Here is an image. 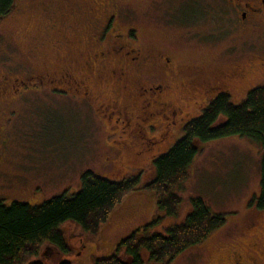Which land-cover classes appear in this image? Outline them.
<instances>
[{"label": "flooded vegetation", "instance_id": "obj_1", "mask_svg": "<svg viewBox=\"0 0 264 264\" xmlns=\"http://www.w3.org/2000/svg\"><path fill=\"white\" fill-rule=\"evenodd\" d=\"M167 1L52 0L44 6L46 10L32 4L34 13L45 22L46 36L33 42L32 67L22 66L19 75L9 67L0 69V151L8 146L5 124L21 118L19 100L33 101L29 92L44 96L41 99L44 101H50L46 96H65L89 105L96 120L105 127L104 146L108 154L102 164L111 172L122 171L121 175L130 169L122 178L141 175L145 182L147 170L151 166L155 168V158L173 146L184 135L185 124L202 113L216 97L225 94L238 103L249 90L264 85L256 84L241 100H235L232 91L239 89L250 74L264 73V56L238 49V42L223 45L225 41L217 39L226 32L241 35L258 29L264 24V0H210L214 2V10L215 6L220 7L215 15L225 28L223 33L214 34L213 39L189 28L194 26L195 16L200 13L196 8L200 0H182L177 6L167 5ZM156 10L162 14L155 13ZM208 11L212 10L208 8ZM70 15L84 20L90 38L89 45L80 46L77 57L71 56V51L77 48L71 44L74 30L53 38L48 27L50 23L56 26L59 17L66 20ZM141 15L170 32L167 43L145 45L136 23ZM179 25L187 27H175ZM49 36L52 37L48 39ZM186 45L198 51L189 61L176 53ZM43 47L42 54L38 51ZM48 52H52L49 57ZM5 157L0 155V159ZM23 176L22 172L15 173L17 179L23 180ZM2 179L1 185H15L11 178ZM143 194L149 198L154 195L149 191ZM248 210H252L251 214L261 211L252 206ZM258 222L256 215L248 216L249 227L242 235L257 229ZM66 233L69 251L64 253L73 258L79 255L74 261L87 259L86 254L92 255V248L97 246L82 243V236L71 229ZM255 237L264 244V239ZM77 239L80 242L74 245L73 240ZM259 241L253 247L257 253L248 255L235 241L227 252L225 264H264V246L260 248ZM44 257L48 263L59 260L54 253H46Z\"/></svg>", "mask_w": 264, "mask_h": 264}, {"label": "rangeland", "instance_id": "obj_2", "mask_svg": "<svg viewBox=\"0 0 264 264\" xmlns=\"http://www.w3.org/2000/svg\"><path fill=\"white\" fill-rule=\"evenodd\" d=\"M213 1L200 0V6L196 7L200 13L195 16L194 26L189 27L198 30L199 35L212 36L209 39H213L214 34L223 33L225 29L218 20L220 17L215 15L216 12H220V7L215 6L214 10ZM51 2L52 0H15L14 8L0 18V69L9 67L15 75H19L22 66L32 67L33 42L35 39H44L46 36L44 28L47 30L43 19L34 13L32 4L41 5L42 9L46 10L44 6ZM183 2L169 0L166 4L177 6ZM26 7L27 10L24 11ZM180 8L182 9L183 5ZM208 8L212 11L209 12ZM154 12L162 14L161 11ZM136 23L141 28L146 46L168 42L171 34L164 26L144 19L142 15ZM48 27L53 38L63 37L68 30H74L75 33L71 34L73 41L71 44L77 48L71 51L72 57L78 56L80 46L83 48L90 44L84 20L74 15L66 17V20L59 17L56 26L50 23ZM175 27L186 28L187 25ZM222 35L224 37L217 39L224 40L223 45L238 42V49L246 50L248 54L264 56V24L258 29L242 32L241 35L236 32H226ZM16 45H20V48ZM216 45L222 47L221 44ZM212 49L218 51L217 48ZM20 50H23V53ZM38 52L43 54L44 47ZM176 53L186 61L198 55V51L190 45L180 47ZM50 54L52 52H48L47 57ZM256 84H264L262 71L250 74L239 89L232 91L233 97L237 101L241 100L247 90ZM28 95L33 101H18V106L22 109L21 118L5 124L8 146L0 151L1 157L6 156L0 159L2 163L0 182L3 181L2 178H11L15 185L0 183V198L38 204L64 193L67 189L70 191L80 187L81 175L87 169L91 168L114 179H120L129 173L130 169L125 170L123 175L122 171L111 172L102 164L108 154L104 146L106 129L99 120H96L89 105L65 96H46L50 101H44L41 100L44 97L42 95L32 92ZM201 147L191 164L190 175L178 189L182 198L179 216H165L163 222L168 225L184 218L191 206V198L200 196L212 210L226 214V223L202 244L184 251L168 264H225L227 252L235 245V241L240 243L241 251L248 255L257 253L253 251V247L259 241L255 235L259 236V239H264V210L252 214V210H248L250 199L258 196L261 190V160L264 152L261 144L249 137L229 135L201 142ZM17 171L24 174L23 180L15 177ZM133 171L135 170L131 169V172ZM153 176L154 170L151 166L145 178L150 179ZM147 190H138V193L131 197L129 196L132 192L129 193L123 203L115 207L108 222L102 224L95 234L84 232L87 235L85 237L80 232L81 227L74 222L65 223L64 229L67 232L70 229L77 232L79 237L82 236V243L97 246L92 248L91 259H94L113 249L119 237L127 236L139 225L149 222L153 216L159 214L155 210L154 201L144 194H139ZM250 215L258 217L259 227L251 231L252 233L242 235L247 231L246 227H249L247 224ZM131 228L133 229L130 231ZM159 229L161 227L157 228ZM78 242L80 239L73 240L74 245H78ZM259 245L260 248L264 246L261 240ZM89 257L90 254H86V258ZM75 258L78 259L79 255ZM261 259L262 256L259 260ZM89 262L87 259H80L74 264ZM146 264L164 263L148 260Z\"/></svg>", "mask_w": 264, "mask_h": 264}, {"label": "trees", "instance_id": "obj_3", "mask_svg": "<svg viewBox=\"0 0 264 264\" xmlns=\"http://www.w3.org/2000/svg\"><path fill=\"white\" fill-rule=\"evenodd\" d=\"M14 4L15 0H0V16L8 14ZM229 135L249 137L264 151V85L249 90L238 103L220 94L185 124L184 135L155 158V177L143 185L155 193L159 214L135 228L116 244L113 253L97 257L93 264H146L148 260L168 264L222 227L226 214L212 210L200 196L191 198V206L178 222L165 225L163 220L165 215L179 216L182 198L178 189L190 175L201 142ZM141 178L133 174L114 179L87 169L79 188L41 203L0 198V264H74L70 259L46 262L42 257L45 246L69 251L66 222L78 224L84 232L97 233L115 207L141 188ZM248 206L264 210V152L260 194L251 198Z\"/></svg>", "mask_w": 264, "mask_h": 264}, {"label": "water", "instance_id": "obj_4", "mask_svg": "<svg viewBox=\"0 0 264 264\" xmlns=\"http://www.w3.org/2000/svg\"><path fill=\"white\" fill-rule=\"evenodd\" d=\"M55 251H56V249H55L52 245L47 244V245L45 246V249H44L43 254L51 253V252L54 253ZM57 251H58V250H57Z\"/></svg>", "mask_w": 264, "mask_h": 264}]
</instances>
